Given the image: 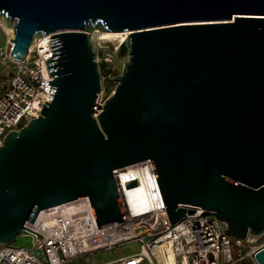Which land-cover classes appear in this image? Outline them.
I'll list each match as a JSON object with an SVG mask.
<instances>
[{"label":"water","instance_id":"obj_1","mask_svg":"<svg viewBox=\"0 0 264 264\" xmlns=\"http://www.w3.org/2000/svg\"><path fill=\"white\" fill-rule=\"evenodd\" d=\"M0 18L14 60L51 36L55 87L0 144V244L80 197L97 228L126 220L112 170L146 158L170 223L198 206L232 240L264 233V0H0ZM96 30L128 31L120 74ZM101 76L117 84L103 104Z\"/></svg>","mask_w":264,"mask_h":264},{"label":"built area","instance_id":"obj_2","mask_svg":"<svg viewBox=\"0 0 264 264\" xmlns=\"http://www.w3.org/2000/svg\"><path fill=\"white\" fill-rule=\"evenodd\" d=\"M50 37L35 38L24 61H0V144L7 133L38 117L39 103L53 98L46 62L52 54ZM96 45L105 48L99 40ZM113 58L108 53L101 58L111 76ZM112 176L126 220L97 228L88 197L45 208L24 224L36 233L25 228L18 233L31 240L29 246L0 244V264H69L131 243L139 244L138 250H125L98 264H258L255 254L264 249V233L232 240L224 231L226 223L214 213L201 214L198 206L170 223L149 158L118 167Z\"/></svg>","mask_w":264,"mask_h":264},{"label":"rangeland","instance_id":"obj_3","mask_svg":"<svg viewBox=\"0 0 264 264\" xmlns=\"http://www.w3.org/2000/svg\"><path fill=\"white\" fill-rule=\"evenodd\" d=\"M6 27H7V24L5 20L3 18H0V61L9 58L10 49L13 44L11 43L12 41L10 40V38L12 39L14 34H12L11 32L9 33L5 29ZM95 33L96 32H93L94 38L96 37ZM98 40L101 42V44L105 46V48L96 49V52H95L96 53L95 55H97V58L99 57V60L97 59L99 65L101 66L102 69H104L101 58L105 56L106 53L110 55H114L113 63L111 65V67L114 69V73L112 74V76L120 74L123 70L122 69L123 63L116 54L117 47L120 44L118 37H112L108 40H105V39H98ZM106 81L107 80L103 76H101L100 84L102 85V90L100 91L97 97L98 103L103 104L104 100L114 92V89L117 85L116 81L109 82L110 88H109V91H106L105 90ZM10 243L15 246L17 245L18 246H22V245L29 246L31 244V240L29 238H24L21 234H18L17 237L14 240H12ZM138 248H139V244H136V243L123 244V245H119V247L115 249H107L102 252L90 254L89 256H86V257L78 258L76 260H73L69 264H98V263L104 262L106 259L112 258L115 255H120L121 253L125 252V250L132 252L134 250H138Z\"/></svg>","mask_w":264,"mask_h":264},{"label":"bare ground","instance_id":"obj_4","mask_svg":"<svg viewBox=\"0 0 264 264\" xmlns=\"http://www.w3.org/2000/svg\"><path fill=\"white\" fill-rule=\"evenodd\" d=\"M9 33L11 32L12 34H14V30L12 29V27H6L5 28ZM96 32L95 33V36L97 37L96 39H105V40H108L112 37H118V40L120 41L119 43H121L122 41L125 40V38L127 37V34H128V31L127 32H106V31H101V30H98V31H94ZM37 39H34V41L32 42L31 46H30V49H32V47L34 46V44L36 43Z\"/></svg>","mask_w":264,"mask_h":264},{"label":"trees","instance_id":"obj_5","mask_svg":"<svg viewBox=\"0 0 264 264\" xmlns=\"http://www.w3.org/2000/svg\"><path fill=\"white\" fill-rule=\"evenodd\" d=\"M110 84H109V81H106V87H105V90L106 91H109V87ZM238 264H251L248 260H241L238 262Z\"/></svg>","mask_w":264,"mask_h":264}]
</instances>
